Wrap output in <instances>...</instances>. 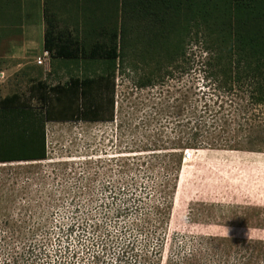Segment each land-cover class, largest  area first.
Segmentation results:
<instances>
[{
    "label": "rangeland",
    "instance_id": "374dc122",
    "mask_svg": "<svg viewBox=\"0 0 264 264\" xmlns=\"http://www.w3.org/2000/svg\"><path fill=\"white\" fill-rule=\"evenodd\" d=\"M22 1L26 22L39 16L45 32L51 33L55 7L86 19L68 23L65 46L77 58L68 60L65 76L57 79L62 85H52L46 71L49 117L57 119L45 126L46 159L0 165V245L13 244L20 255L16 264H96L95 255L97 264H115L123 242H133L137 250L152 247L158 237L164 264L173 244L186 242L188 249L191 236L264 239V107L251 103L245 87L205 78L199 61H207V52L193 44L168 76L164 44L150 43L145 34L137 37L144 24L131 20L127 58L119 66L115 62L113 79H99L106 59H90L80 48L99 44L108 49L113 38L104 32L118 30L122 1L128 5L131 0ZM10 8L17 9L14 3ZM165 23L164 34L176 40L181 19L169 16ZM156 30L162 28L156 25ZM7 40L15 39L0 32V46ZM88 76L96 84L86 92L79 82ZM148 79V86L137 87ZM86 105H95L100 119L112 114V120L76 119ZM169 113L174 115L168 121L183 124L182 137L201 145L181 151L168 217L156 222L151 206L160 198L152 190L166 173L148 161L163 152L141 146L159 124H167ZM13 226L30 230L29 235H12ZM3 259L8 257L0 251Z\"/></svg>",
    "mask_w": 264,
    "mask_h": 264
},
{
    "label": "trees",
    "instance_id": "16d2710c",
    "mask_svg": "<svg viewBox=\"0 0 264 264\" xmlns=\"http://www.w3.org/2000/svg\"><path fill=\"white\" fill-rule=\"evenodd\" d=\"M122 3L118 30L102 31L104 35H111L113 44L108 49L101 48L99 44L88 50L85 46L80 48L81 55L90 59H106L107 67L97 78L113 79L116 67L127 58L126 48L130 46L127 22L131 20L144 24V30H137V37L145 34L150 43L161 46L164 44L162 58L165 64H162L168 76L171 73L168 70L173 66L177 67L176 61L184 57L186 47L193 44L207 52V61H199L200 66L205 68V78L209 76L220 79L229 87H245L250 94L251 103L264 107V0H131L128 5L123 1ZM169 16L180 18L182 21L176 40L173 41L168 40L170 37L164 34L165 22ZM156 25L162 28V33L156 30ZM45 48V51L57 53L54 37L49 30L45 32ZM76 58L77 56L67 51L65 59ZM155 65L154 71L158 64ZM75 81H70L68 86H73ZM149 83L150 79L137 83V87L148 86ZM94 84L96 79L89 76L79 82L86 92ZM44 98V108L9 107L0 110V165L46 159L45 126L47 122L57 119L49 117L47 97ZM98 111L95 105H86L85 109L74 117L84 121L112 120V114L109 119H100L96 115ZM175 114L182 115L181 112ZM171 115L174 114L165 115L167 124H159L158 129L151 134V140L141 146L144 149L163 152L162 156H151L154 161H148L151 165L160 164L166 173L154 184L152 190L160 198L158 204L151 206L152 220L156 222L160 217L159 221L168 217L176 189V171L180 165L181 151L201 145L196 139L182 137L183 124L179 119H175L176 123L168 121ZM156 123L158 124V121ZM163 157L170 158L165 161ZM143 221L147 224L149 220L144 218ZM5 225L8 226L7 221ZM9 228L12 235H19L24 239L30 231L26 233V230L18 226ZM188 241V249L186 242L174 243L171 247L173 251L166 256L164 264H264V239L261 238L196 235L188 238ZM24 246L25 244L22 246L23 250ZM28 246L31 247L32 244L29 243ZM161 247V237L157 238L152 247L149 248L145 244L137 250L133 242H123L115 264H161ZM0 251L8 257L0 260V264L18 262L20 255L15 251L13 244L7 242L3 246L0 245ZM74 256L75 252L71 257ZM92 258L94 263L99 262L98 255ZM62 264L74 262L65 261Z\"/></svg>",
    "mask_w": 264,
    "mask_h": 264
},
{
    "label": "crops",
    "instance_id": "0c3cea01",
    "mask_svg": "<svg viewBox=\"0 0 264 264\" xmlns=\"http://www.w3.org/2000/svg\"><path fill=\"white\" fill-rule=\"evenodd\" d=\"M14 3V9L9 10ZM0 19L1 36L15 40L6 41L0 46V110L9 107L40 109L45 107V81L51 75L52 85L59 84L65 76L64 69L69 63L66 36L69 34V22H81L86 19L80 14H68L61 7H55L51 13V32L57 47V53L51 52L49 67L36 63L42 56L45 45V28L39 16L25 17L22 0H3ZM13 11V12H12ZM27 16V15H26ZM80 27V26H79ZM51 66V67H50ZM59 79V80H57Z\"/></svg>",
    "mask_w": 264,
    "mask_h": 264
},
{
    "label": "built area",
    "instance_id": "2783aa9c",
    "mask_svg": "<svg viewBox=\"0 0 264 264\" xmlns=\"http://www.w3.org/2000/svg\"><path fill=\"white\" fill-rule=\"evenodd\" d=\"M36 63L38 65H41V66L45 67V68H48L49 67V55H48V52L47 51H43L42 56L39 57L36 60ZM186 157L189 158L190 157V153H187Z\"/></svg>",
    "mask_w": 264,
    "mask_h": 264
}]
</instances>
